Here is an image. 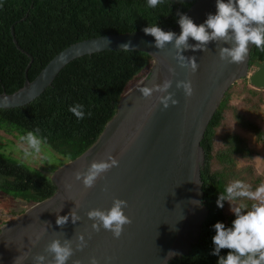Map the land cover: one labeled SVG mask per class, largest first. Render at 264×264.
I'll list each match as a JSON object with an SVG mask.
<instances>
[{
  "label": "water",
  "instance_id": "95a60500",
  "mask_svg": "<svg viewBox=\"0 0 264 264\" xmlns=\"http://www.w3.org/2000/svg\"><path fill=\"white\" fill-rule=\"evenodd\" d=\"M174 4H189L185 14L199 25L208 14L216 13V0H168ZM227 2V0H226ZM164 31L181 33L176 22ZM13 43L18 50L11 28ZM130 42L129 51L147 54L152 60L149 76L129 89L120 99L116 113L103 131L83 154L54 170L50 180L56 192L35 203L22 215L0 227V264H36L35 257H46L45 264H54V254L46 251L53 240L69 241L73 255L67 264H169L187 255L201 237L202 225L208 216L203 205L200 171L204 163L201 142L225 94L237 82L247 79L255 89H264V63H255L250 73L249 55L241 64L222 61L219 51L231 47L224 41H212L205 50L191 47L178 52L174 41L158 49L155 38L143 30L119 35L92 38L70 45L55 55L39 74L29 81L25 70L23 86L12 94H0V109L27 106L49 88L58 74L71 62L84 56L105 51H123L121 45ZM197 42L189 38L188 44ZM178 55L195 57L198 69L182 67ZM190 80L193 95L187 97L177 88L178 81ZM172 85L167 92L154 91L148 99L139 91L142 87ZM169 93L177 100L164 108L162 96ZM109 156L119 161L98 178L92 188H85L77 173H86L93 162L107 161ZM128 202L125 214L132 220L124 226L122 235L102 227L96 231L88 212L113 206L115 199ZM75 211V224L69 218L64 226L56 224L57 216ZM80 236L86 246L80 248ZM170 253H173L169 255Z\"/></svg>",
  "mask_w": 264,
  "mask_h": 264
},
{
  "label": "trees",
  "instance_id": "16d2710c",
  "mask_svg": "<svg viewBox=\"0 0 264 264\" xmlns=\"http://www.w3.org/2000/svg\"><path fill=\"white\" fill-rule=\"evenodd\" d=\"M189 7L168 0L156 8H149L147 0H0V94H12L23 86L31 59L29 81L72 44L135 32L155 24L172 28L178 20L177 11L185 13ZM11 28L18 47L25 53L14 45ZM255 63H264V51L254 45L249 55L250 71L255 70ZM151 66V58L137 51H105L76 59L32 103L16 109H0V129L9 128L10 133L16 132L20 137L38 128L37 135L46 141L43 146L57 156L58 165L51 168L52 172L69 162L65 159L68 155L73 161L93 145L116 113L122 96L149 76ZM235 86L225 94L201 142L202 202L208 216L200 240L187 255L169 264H218L220 256L226 257L229 250L222 249L219 256L210 255L214 250L213 226L223 222L231 227L235 219L232 207L244 203L249 207L242 211H247L253 202L246 198L225 200L221 209L217 199L235 180L251 185L253 191L263 182L254 170V153L245 138L226 133L223 147L215 149L217 134L230 120L251 134L256 143H264L262 128L244 116L242 109L230 107V94ZM257 92L258 89H252L249 94L256 96ZM77 103L84 106L83 120L68 110ZM229 111L233 119L227 117ZM0 192L14 200L35 204L51 197L56 186L49 176L0 153Z\"/></svg>",
  "mask_w": 264,
  "mask_h": 264
},
{
  "label": "clouds",
  "instance_id": "9594fccd",
  "mask_svg": "<svg viewBox=\"0 0 264 264\" xmlns=\"http://www.w3.org/2000/svg\"><path fill=\"white\" fill-rule=\"evenodd\" d=\"M164 3V0H147L149 8H156ZM177 23L181 28V33L177 36L175 32L164 31L159 26L151 25L143 28L146 35L155 38V47L164 49L166 44L174 41V47L178 52L191 47L195 50H205L206 46L212 41H224L229 43L231 47L221 48L219 56L222 61L229 64H241L245 62L249 55V45H255L260 51H264V0H216V13L208 14L204 23L197 25L187 14L177 11ZM189 38L194 39L197 43L189 45ZM123 51H129L130 42L121 45ZM177 59L181 62L182 67H190L195 73L198 69L196 58L192 57L186 62V58L178 55ZM171 81H165L162 86L157 85L154 88L142 87L139 91L143 97L148 99L154 91L167 92L171 87ZM177 88L184 90L187 97L193 95L194 89L192 82L178 81ZM160 102L164 108L178 103L173 99V95L169 93L162 96ZM78 120L85 118L84 106L75 104L68 109ZM91 116V112L88 113ZM37 128L35 132L28 131L26 135L19 137L20 141H26L28 147L22 148L24 159L33 156L34 159H42L53 163L52 156L49 153H42V145L46 142L42 137L38 136ZM31 149L32 151H29ZM71 160V156L65 157ZM23 163V161H21ZM119 161L109 156L107 161L93 162L86 173H77L76 178L83 179L85 188L95 186L98 178L104 173L110 171L114 166H118ZM235 198H246L253 203L250 210L247 204L241 203L232 207L231 211L235 215L231 227H226L223 222L215 223V235L212 237L214 250L210 255L219 256L222 249H228L227 256H220L218 264H264V182L260 183L255 190H251V185L241 180H235L228 184L224 192L219 196L216 203L219 208L224 207V201H232ZM128 206V202L122 199H115L113 206L108 210L93 209L88 212L89 219L93 220L92 227L99 231L102 227L113 233L114 237L119 238L124 230V226L131 224L132 220L125 214L124 209ZM71 218L75 224L79 217L75 211L69 212L67 216H57L56 224L64 226ZM80 248L86 246L84 237H79ZM46 251L54 254V264H67L69 258L73 255V250L69 241L63 244L60 240H53L46 248ZM173 253H170L171 255ZM46 257L38 255L35 257L36 264H45ZM91 264H97L95 257L92 258Z\"/></svg>",
  "mask_w": 264,
  "mask_h": 264
},
{
  "label": "rangeland",
  "instance_id": "374dc122",
  "mask_svg": "<svg viewBox=\"0 0 264 264\" xmlns=\"http://www.w3.org/2000/svg\"><path fill=\"white\" fill-rule=\"evenodd\" d=\"M235 85L236 86L232 89L230 94V107L242 109L245 114L244 116L252 119L251 121L258 124L264 131V89H258L256 96H251L249 91L255 88L252 87L248 81H246V83L239 81ZM230 112L231 111L228 113V118H232ZM10 131L12 130L6 127L0 129V153L13 160L19 162L23 161V164L31 169L40 172L42 175L51 177L55 170L51 172V168L58 165L57 156L51 153L48 147L42 145L41 156L45 153H49L50 150V155L54 161L53 163H48V161L42 159H34L35 153L25 160L22 148L28 147L27 142L20 141L19 137H17L18 134L16 132L10 133ZM226 133L236 134L245 138L248 148H251L254 153L252 158L254 170L258 175L262 176V181L264 182V143H256L251 134L243 131L236 126L234 121L230 120L224 124L223 129H220V133L217 134L215 149L220 150L223 147L222 139ZM29 151L32 150L29 149ZM239 166H243V164L240 163ZM32 205L34 204H27L20 200H14L0 192V227L11 222L15 217L22 215Z\"/></svg>",
  "mask_w": 264,
  "mask_h": 264
},
{
  "label": "flooded vegetation",
  "instance_id": "af4514ba",
  "mask_svg": "<svg viewBox=\"0 0 264 264\" xmlns=\"http://www.w3.org/2000/svg\"><path fill=\"white\" fill-rule=\"evenodd\" d=\"M254 71V70H253ZM253 71H250V73H252Z\"/></svg>",
  "mask_w": 264,
  "mask_h": 264
}]
</instances>
